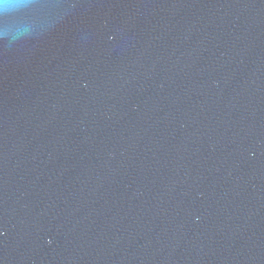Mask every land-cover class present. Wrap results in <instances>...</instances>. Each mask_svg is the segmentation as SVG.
Segmentation results:
<instances>
[{
  "label": "water",
  "instance_id": "obj_1",
  "mask_svg": "<svg viewBox=\"0 0 264 264\" xmlns=\"http://www.w3.org/2000/svg\"><path fill=\"white\" fill-rule=\"evenodd\" d=\"M0 10V264H264V0Z\"/></svg>",
  "mask_w": 264,
  "mask_h": 264
},
{
  "label": "clouds",
  "instance_id": "obj_2",
  "mask_svg": "<svg viewBox=\"0 0 264 264\" xmlns=\"http://www.w3.org/2000/svg\"><path fill=\"white\" fill-rule=\"evenodd\" d=\"M17 7L15 0H0V10H10Z\"/></svg>",
  "mask_w": 264,
  "mask_h": 264
}]
</instances>
